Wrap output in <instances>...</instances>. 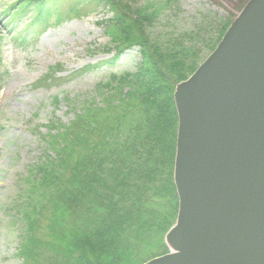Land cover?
<instances>
[{"label":"trees","instance_id":"1","mask_svg":"<svg viewBox=\"0 0 264 264\" xmlns=\"http://www.w3.org/2000/svg\"><path fill=\"white\" fill-rule=\"evenodd\" d=\"M103 6L112 15L111 42L137 49L140 63L134 73L112 74L97 84V101L72 103V121L47 125L40 157L23 180L27 196L16 211L23 264H143L152 245L154 257L167 253L163 238L178 208L172 96L202 61L196 42L210 23L205 19L193 32L163 41L151 23L167 3L136 8L131 16L114 0H19L7 23L21 22L15 40L23 48L52 22L82 18ZM27 12L31 19L23 22Z\"/></svg>","mask_w":264,"mask_h":264},{"label":"water","instance_id":"2","mask_svg":"<svg viewBox=\"0 0 264 264\" xmlns=\"http://www.w3.org/2000/svg\"><path fill=\"white\" fill-rule=\"evenodd\" d=\"M175 224L144 264H264V0L173 93Z\"/></svg>","mask_w":264,"mask_h":264},{"label":"rangeland","instance_id":"3","mask_svg":"<svg viewBox=\"0 0 264 264\" xmlns=\"http://www.w3.org/2000/svg\"><path fill=\"white\" fill-rule=\"evenodd\" d=\"M18 1L0 0V264H23L17 255L22 226L16 211L27 196L23 180L40 157L41 136L48 131L47 125L72 121L73 104H81L86 97L96 98L97 84L112 74L134 73L140 63L137 49L125 50L111 42L107 23L112 15L104 6L82 18L52 22L20 47L15 39L21 34V22L7 23V12L12 13ZM114 1L126 7L130 15L136 8L167 3L151 23L153 34L163 41L193 32L206 19L210 25L196 42L203 61L211 52L209 48L216 46L218 31L232 22L249 0ZM30 19L27 12L23 22ZM116 59L110 68L84 72ZM51 67L55 71L48 78ZM154 247H149L142 263L155 258Z\"/></svg>","mask_w":264,"mask_h":264}]
</instances>
